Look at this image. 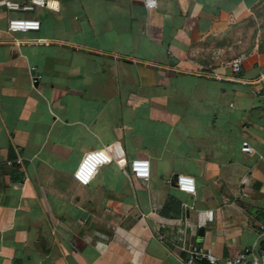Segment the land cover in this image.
Instances as JSON below:
<instances>
[{"label":"crops","instance_id":"0c3cea01","mask_svg":"<svg viewBox=\"0 0 264 264\" xmlns=\"http://www.w3.org/2000/svg\"><path fill=\"white\" fill-rule=\"evenodd\" d=\"M49 1L0 5V264H189L191 245L215 264L256 258L264 0ZM11 18L41 26L11 32ZM113 142L150 177L109 163L79 184L84 154Z\"/></svg>","mask_w":264,"mask_h":264},{"label":"built area","instance_id":"2783aa9c","mask_svg":"<svg viewBox=\"0 0 264 264\" xmlns=\"http://www.w3.org/2000/svg\"><path fill=\"white\" fill-rule=\"evenodd\" d=\"M0 5H4L10 9L25 10H31L37 6H47L54 9L58 8L57 6L50 4L49 0H28L25 3L13 0H0ZM155 6H157V0L147 1V7L149 9H152ZM40 26L41 22L37 19L11 18L8 22V30L11 32L39 30ZM243 60V57H238L229 61L227 64L231 66L234 71L239 72L241 70ZM38 78V76H35L34 81H37ZM242 150L244 152H252L253 148L248 141H244L242 143ZM109 163H116L119 166L128 164L132 177L141 179H148L150 177V160L146 158H135L128 160L121 142H113L102 148L86 152L74 172V177L79 184L84 186L89 185L95 178L98 170L102 166ZM175 185L183 192H196L195 178L190 175H178L175 178ZM204 216L206 218H204ZM207 219L210 221L213 220V210H207L201 213L198 225H205ZM260 227L264 231V223H262ZM159 237L164 239V236L160 233ZM189 253V264L202 261L203 258L207 259L210 264H215L217 261V257L212 252L197 245H191L189 248ZM261 254L263 257L262 264H264V249L262 250ZM225 264H258V261L254 256L253 249L250 247H245L238 255L227 258Z\"/></svg>","mask_w":264,"mask_h":264},{"label":"water","instance_id":"95a60500","mask_svg":"<svg viewBox=\"0 0 264 264\" xmlns=\"http://www.w3.org/2000/svg\"><path fill=\"white\" fill-rule=\"evenodd\" d=\"M260 244H261V242L257 245V247L255 249L256 258H257L258 264H262V262H263V257H262L261 251H260ZM202 262H205L207 264H210V262L207 259H205V258L202 259Z\"/></svg>","mask_w":264,"mask_h":264}]
</instances>
